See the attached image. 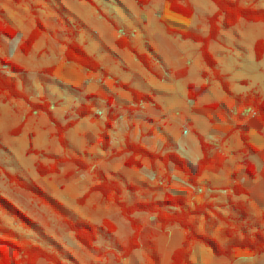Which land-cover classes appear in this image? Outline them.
I'll return each instance as SVG.
<instances>
[{
    "label": "rangeland",
    "instance_id": "obj_1",
    "mask_svg": "<svg viewBox=\"0 0 264 264\" xmlns=\"http://www.w3.org/2000/svg\"><path fill=\"white\" fill-rule=\"evenodd\" d=\"M237 1L244 6L264 10V0ZM187 3L193 10L189 18L171 12L164 0H150L143 6L138 5L136 0H25L19 4L13 0H0V21L17 32L14 38L0 36V60H9L20 66L22 71L13 72L1 63L0 70L16 82L30 102L46 100L55 122L63 126L74 122L64 133L66 147H63L56 136L55 124L47 113H31L30 105L25 100L3 102V97L0 98V196L29 220L0 206V227L12 230L21 239L54 253L64 264H170L173 251L185 239L186 233L178 225L162 230L153 216L136 214L142 226L140 247L123 258L132 229L119 209L104 201L96 192L91 193L83 203L79 201L97 183L98 173L121 184L122 199L127 204L163 200L166 184L160 186L156 181L148 182L152 185L149 189L139 178L140 168L124 165L128 154L110 158L113 150L118 151L124 146L126 137L145 147L148 140L141 137L137 114L130 120L120 119L122 107L113 110L115 123L111 128H106L110 114L106 103L110 97L115 98L119 106L133 103L131 93L121 85L161 98L163 94L159 88L175 83L172 82L174 76L169 80L163 68L172 72L185 68L188 58L193 61L194 67L197 60L204 70L210 72L201 59L198 43L167 32L166 27L202 37L208 34V18L216 13V6L210 0H188ZM37 21L42 23L45 30L29 54L25 55L20 45L36 27ZM120 37L126 38L133 50L119 48L116 41ZM71 39L95 57L101 70L91 72L65 61L66 44ZM258 40L264 41L263 23L239 20L231 28L220 25L219 36L210 44L209 50L222 66V71L229 74L225 76V81L231 91L247 89L248 94H264V56L258 62L254 54V45ZM136 54L150 59L152 72L142 65ZM239 60L249 67L246 75L237 71ZM194 67L190 68L188 78L175 83L179 94L185 92L187 82L202 84V76ZM240 77L247 78V81L244 84L236 83ZM212 82L217 86L202 98L204 102L219 100L224 95L220 82L213 76ZM83 104L91 106L92 114L79 118L76 109ZM97 112L102 114L97 116ZM170 122L159 118L161 130L158 133L161 139L164 133L172 134L173 138L181 136L179 127ZM19 127L20 131L14 134L13 131ZM102 133L115 138L108 150L101 146ZM196 134L192 132L190 135L197 138ZM160 138L149 140L154 141L156 150L161 148ZM226 147L233 151L235 159L240 154L236 148L243 147V142L238 134H234L226 142ZM168 152L175 151L169 149ZM65 158L80 159L90 167L81 171L74 163L64 162L58 163V172L51 175L40 176L36 171L40 163L50 166L56 160ZM183 160L194 173L196 165ZM142 163L146 168H151L147 159ZM159 165L163 169L164 165ZM230 167L239 168L240 165L231 162ZM231 168L224 171L231 174ZM3 172L17 176L25 188L9 183ZM70 172L72 175L68 176ZM175 176L184 179L178 171ZM161 179L164 178L161 176ZM127 185L136 186L139 190L131 191ZM226 186H229L228 183ZM190 187L194 193L189 191L184 195L186 206L193 208L205 203L206 187L203 182ZM198 188L203 194L197 193ZM219 197L225 198L222 195ZM220 208L224 206L220 205ZM228 210L221 209L225 215L230 213V216H223L229 219V223L210 210L206 212L207 218L192 217L197 233L227 247L242 238L244 229L252 233L264 226L262 221H243L238 211L233 208ZM233 215H236L235 219ZM64 219L84 220L95 226L97 241L94 247L87 249L80 245ZM104 219L116 226L115 232L108 233L106 228H101ZM226 228L231 229L232 237L226 236ZM191 250V264H208L216 259L211 249L200 243H194ZM253 263L264 264V254ZM36 264L48 263L39 260Z\"/></svg>",
    "mask_w": 264,
    "mask_h": 264
},
{
    "label": "trees",
    "instance_id": "obj_2",
    "mask_svg": "<svg viewBox=\"0 0 264 264\" xmlns=\"http://www.w3.org/2000/svg\"><path fill=\"white\" fill-rule=\"evenodd\" d=\"M15 3L19 4L25 0H13ZM90 2V0H85ZM168 4V8L171 12L179 14L183 17H191L193 10L191 6L187 3L188 0H164ZM217 8L214 15L208 18V34L204 37L191 32H180L172 28L166 27L169 34H179L182 39L192 40L200 45L199 53L203 63L206 68L209 69L210 73L213 75L215 80L220 82L222 89L229 93L228 84L225 81V76L221 75L217 69V62L209 50L210 44L216 41L220 33V25L224 28H231L235 26L239 20H245L247 22L253 23H263L264 24V10L257 9L251 5H241L237 0H210ZM138 5H147L150 0H136ZM44 26L41 22L37 21L36 27L30 32L26 39L20 45V50L23 54L27 55L31 51L35 42L39 39L42 32L44 31ZM17 32L15 29L8 25L3 24L0 21V36L4 35L8 38H14ZM116 45L119 48H128L133 50L130 43L126 38L120 37L116 41ZM255 60L261 61L264 56V41L258 40L254 45ZM137 59L142 63V65L150 72H152V65L150 59L145 55L136 54ZM64 59L68 63L76 64L88 71L97 72L101 70L99 62L95 57L89 55L83 46L77 43L75 40L71 39L70 42L66 44ZM0 63L4 67H8L13 72H21L22 68L9 60L1 59ZM202 76L205 77L206 73L203 72ZM125 90L129 91L132 95L133 104L137 105L141 101L143 102H153V98L150 95L141 93L128 85H121ZM207 88L206 85L201 86L197 91L193 90V85L188 86V97L191 100H195L199 94H201ZM3 97V102H7L11 99H21L25 100L27 104L30 105L31 113L40 111L45 112L50 117V119L55 124L56 136L59 143L66 147V140L64 138V133L67 129L74 125V122H69L65 126L60 123L55 122L50 113V105L44 99H41L38 103H32L28 97L18 89L16 82L8 77L2 70H0V98ZM236 101L245 107L251 108L254 112L258 113L262 120H264V97L256 93H249L245 96H237ZM111 102V98H108L107 103ZM114 109H110V114L106 122V128H111L115 119L112 114ZM76 113L79 118H85L92 114V109L90 105H81L76 109ZM17 128L13 131L17 134L20 131ZM197 139L200 143L201 150L203 153L202 159L198 162L197 168L194 173L187 167L186 162L175 152H152L139 143L130 141L128 137L124 140V146L118 152L113 153L112 157H121L125 154L129 156L125 159L124 165L127 167H142V160L147 159L152 168H154L155 163H161L165 167L171 164L174 170L183 174L184 179L188 184L192 186H197V181L205 171L207 165L211 163L209 156L212 145L205 142V140L198 134ZM101 146L104 150L110 148V137L107 133L101 134ZM240 138L243 142L242 153L250 150L252 152H257V149L253 147L249 142L248 138L244 133L240 134ZM166 150V149H165ZM71 162L74 163L78 170L86 171L89 169V165L80 159H58L54 164L50 166H45L43 164H38L36 166V171L40 176L51 175L58 172V163ZM246 173L254 177L255 170L253 166L248 161H242L241 163ZM8 182L17 185L21 188H25L24 183L17 177L9 174L8 172H3ZM72 173H68L71 176ZM127 188L131 191H135L136 187L132 185H127ZM99 193L102 199L106 202H110L115 205L122 217L130 224L132 229V234L128 240L125 251L122 257L129 256L134 250L140 247V238L142 234V226L138 219L134 217L135 213H146L154 217L155 222L159 227L164 230L168 226L178 225L185 231V239L181 246L173 251L171 255L170 264H191L190 255L191 247L194 243H200L205 247L211 249L212 253L216 257H224L233 261L238 256H242V253L249 256L259 255L264 253V227L257 228L252 233H248L246 229L243 230L242 238L238 239L227 247L220 245L215 239H212L205 235H200L196 231V227L192 222V217L204 216L207 217V211L215 212L217 216L229 223L228 218H224L218 214L214 207L209 203H202L194 205L193 208L186 206V199L182 196H173L166 193L161 202L156 201H140L133 204H127L122 199L123 187L118 181L108 180L104 174L98 173L97 183L94 184L89 191L80 199V203H83L91 193ZM232 193L234 195H246L248 192L243 189L240 185H234L232 187ZM0 206L5 207L10 213H15L21 216L23 219L28 220V218L16 209L8 200L0 196ZM233 209L238 211L241 216V220L246 221V206L243 202L231 203ZM29 221V220H28ZM262 221L264 222V215L262 216ZM64 223L68 227V230L72 232L75 240L87 249H92L97 241V231L95 226L84 220L71 221L64 219ZM250 227L249 225H246ZM101 228H106L108 233H113L116 231V226L104 219L102 221ZM232 231L229 228L225 229V234L228 237H232ZM11 247V254L9 251ZM157 259V258H156ZM39 260H44L48 264H64L54 253L47 251L46 249L32 244L26 239H21L12 230L0 227V264H36ZM232 264V263H230Z\"/></svg>",
    "mask_w": 264,
    "mask_h": 264
},
{
    "label": "crops",
    "instance_id": "obj_3",
    "mask_svg": "<svg viewBox=\"0 0 264 264\" xmlns=\"http://www.w3.org/2000/svg\"><path fill=\"white\" fill-rule=\"evenodd\" d=\"M242 61L243 60H239L237 71L239 74L246 75L249 67L243 64ZM194 62L197 63L195 67L193 66V61L188 58L184 64L185 68H178L177 71L174 72L170 69L167 70L165 67L163 68V70L165 69V76H168L169 80L174 76L172 82L175 83L188 78L190 76L191 67H194L195 70L197 68V72L201 74V76L203 72L206 73L205 77L202 76V84L200 85L187 82L184 93L179 94L175 83H169L170 85L159 88L163 94L161 98H158L156 94L153 96L150 95L153 98V102L148 103L141 101L137 105L132 103L119 106L115 98L110 97L111 102L106 104H108L110 109L115 110L122 107V113L119 115L120 119L129 118L130 120V117L137 114L141 128V137L147 139V144L151 145L145 147L141 144L143 147L157 153L162 151L166 152L169 149L174 150L182 159H187L192 164H195L196 168L198 162L203 157V153L197 138L195 136L192 137L190 134L195 132L201 135L205 139V142L212 145L209 153L211 163L206 166L205 171L197 181V185L199 181H202L206 187L205 203L211 204L214 210L221 216H230L229 212L225 215L222 213L221 209L229 211L228 209L232 208L231 203L240 201L246 206V219L262 221V216L264 215V120L261 119L258 113L255 112V114H253L252 112L254 111L251 108L245 107L236 101L237 96H245L248 94L247 89H240L237 90L238 92H233L228 88L229 93L222 90L224 95H221L219 100L214 99L211 102H204L202 98L210 93L211 88H216L217 84L212 82L213 75L210 72L204 70L197 60ZM217 69L221 75H229L227 72L222 71V66H220L218 62ZM245 81H247V78L240 77L235 82L244 84ZM189 85H193L194 91L199 90L203 85H206L207 88L199 94L195 100H191L188 97ZM260 96L264 97V94L260 93ZM97 113H100V115L102 114L101 112ZM159 118L169 120L171 121V125L174 123L178 126L181 130L180 138H173L172 134L164 133L161 139L158 133V130H161ZM241 133H244L248 138V142L257 149V152L247 150L242 153L241 151L244 146L238 147L236 151L240 154L234 159V153L233 151H229L226 147V142L229 141L234 134H238L240 137ZM157 137L162 140L160 150H156V148L153 147L154 141H149L155 140ZM114 139L110 138V148L113 145ZM118 151L113 150L112 155ZM112 155L110 158H113ZM242 161H248L253 166L255 170L254 177L246 173L244 166L241 164ZM231 162H236L240 167L231 168ZM143 164L144 163H142V167L140 168L141 173L139 178L142 180L143 184H147L149 189L152 188V185L148 182L156 181L160 186L166 184L167 190L164 196L168 193L173 196L184 197L187 192H192L190 184L185 182L184 179L182 180L175 176L176 170H174L171 164L167 167L164 166L163 169H161L159 162L155 163L154 168L150 165V169L146 168L147 166ZM227 168H231V174L224 171V169L227 170ZM158 172H161L160 175L157 174ZM166 173L167 175H165ZM161 176L164 179H161ZM227 183L229 186H226ZM237 184L248 192V196H237L232 193V187ZM136 190H139L138 187H136ZM197 193L203 194V191L198 188ZM219 195L224 196L226 199H221ZM220 205H223L224 208H220ZM136 214L138 213H135L134 217ZM232 218L235 219L236 215H233ZM263 227L264 226H262V228ZM192 254L193 251L191 250L190 258ZM263 254L264 253L249 256L242 253V256H238L233 261L224 257H216V259L209 261L208 264H254L253 262H256L257 258L261 257Z\"/></svg>",
    "mask_w": 264,
    "mask_h": 264
},
{
    "label": "built area",
    "instance_id": "obj_4",
    "mask_svg": "<svg viewBox=\"0 0 264 264\" xmlns=\"http://www.w3.org/2000/svg\"><path fill=\"white\" fill-rule=\"evenodd\" d=\"M253 114H255V112H252ZM97 116H100V113H97Z\"/></svg>",
    "mask_w": 264,
    "mask_h": 264
},
{
    "label": "water",
    "instance_id": "obj_5",
    "mask_svg": "<svg viewBox=\"0 0 264 264\" xmlns=\"http://www.w3.org/2000/svg\"><path fill=\"white\" fill-rule=\"evenodd\" d=\"M9 251H10V254H11V247H9Z\"/></svg>",
    "mask_w": 264,
    "mask_h": 264
}]
</instances>
